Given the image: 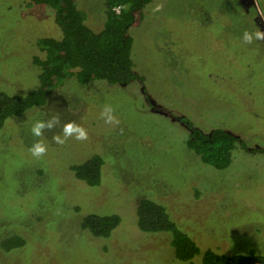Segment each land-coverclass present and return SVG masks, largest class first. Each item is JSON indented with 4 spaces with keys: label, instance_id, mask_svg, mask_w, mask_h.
Here are the masks:
<instances>
[{
    "label": "rangeland",
    "instance_id": "1",
    "mask_svg": "<svg viewBox=\"0 0 264 264\" xmlns=\"http://www.w3.org/2000/svg\"><path fill=\"white\" fill-rule=\"evenodd\" d=\"M29 0H0V92L26 95L39 85L40 38H60L54 10ZM86 24L100 31L105 0H77ZM264 0H153L129 30L135 71L130 85L67 78L42 106L6 120L0 129V264H201L175 258L168 233L137 226V206L163 204L202 250L264 256ZM118 123H105L104 106ZM59 116L41 137L36 120ZM189 119L205 133L224 129L242 140L224 170L204 164L186 145ZM74 121L88 139L53 141ZM42 141L47 152L32 156ZM100 155L101 183L89 186L71 167ZM88 214H117L107 239L83 227ZM20 236L24 245L6 251Z\"/></svg>",
    "mask_w": 264,
    "mask_h": 264
},
{
    "label": "trees",
    "instance_id": "2",
    "mask_svg": "<svg viewBox=\"0 0 264 264\" xmlns=\"http://www.w3.org/2000/svg\"><path fill=\"white\" fill-rule=\"evenodd\" d=\"M153 0H105L106 21L100 31L92 30L87 24V14L77 5V0H29V5H45L54 10L56 24L61 30L60 38L44 37L37 46L45 57H34L33 63L40 67L39 85L26 95H9L0 92V129L7 119L21 116L28 109L46 103L52 90L67 78L75 77L80 84L93 80H105L109 84L130 85L144 78L135 71L133 60L132 27L144 19L145 8ZM120 7V11L116 9ZM189 134L188 149L200 160L217 170H224L232 163V152L238 143L247 150L245 143L224 129H213L205 133L189 119L180 118ZM251 153H264L257 148ZM104 165L98 154L85 162L71 167L76 178L89 186L101 183V169ZM168 209L149 198L139 201L136 211L137 226L147 234L168 233L175 258L191 262L202 255L201 264H264V256L251 251L248 254L218 253L211 248L203 251L187 233L182 231L171 218ZM117 214H88L83 218V227L96 238L107 239L120 225ZM20 236L7 238L3 242L6 251L24 245Z\"/></svg>",
    "mask_w": 264,
    "mask_h": 264
},
{
    "label": "clouds",
    "instance_id": "3",
    "mask_svg": "<svg viewBox=\"0 0 264 264\" xmlns=\"http://www.w3.org/2000/svg\"><path fill=\"white\" fill-rule=\"evenodd\" d=\"M243 42L246 44H251L253 41H264V31L261 29H257L255 32H249L245 30L242 34ZM113 108L106 104L103 108L101 113V117L104 118L105 123H118L115 120L113 113ZM60 123L59 116H52L50 119L47 120H36L30 129L31 134L34 137H41L45 130H52ZM69 138H75L78 141H85L88 139V134L86 129L75 123L74 121L67 122L62 127V133L60 135H54L53 141L56 144L63 145ZM32 156L36 158L43 157L46 152L47 148L45 144L40 141L36 140L31 148L29 149Z\"/></svg>",
    "mask_w": 264,
    "mask_h": 264
},
{
    "label": "built area",
    "instance_id": "4",
    "mask_svg": "<svg viewBox=\"0 0 264 264\" xmlns=\"http://www.w3.org/2000/svg\"><path fill=\"white\" fill-rule=\"evenodd\" d=\"M116 11L119 12V11H120V7H118V8L116 9Z\"/></svg>",
    "mask_w": 264,
    "mask_h": 264
},
{
    "label": "crops",
    "instance_id": "5",
    "mask_svg": "<svg viewBox=\"0 0 264 264\" xmlns=\"http://www.w3.org/2000/svg\"><path fill=\"white\" fill-rule=\"evenodd\" d=\"M262 149V147H260ZM257 149V148H256ZM264 149V148H263ZM256 153V152H255ZM263 154V153H262Z\"/></svg>",
    "mask_w": 264,
    "mask_h": 264
}]
</instances>
